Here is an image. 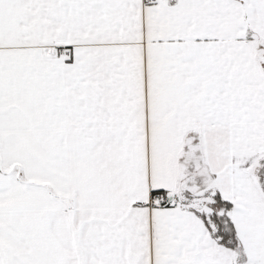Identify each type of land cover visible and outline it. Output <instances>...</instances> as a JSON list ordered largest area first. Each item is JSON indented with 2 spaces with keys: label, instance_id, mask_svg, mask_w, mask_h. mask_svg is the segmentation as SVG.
Wrapping results in <instances>:
<instances>
[{
  "label": "snow or ice",
  "instance_id": "6c2138e0",
  "mask_svg": "<svg viewBox=\"0 0 264 264\" xmlns=\"http://www.w3.org/2000/svg\"><path fill=\"white\" fill-rule=\"evenodd\" d=\"M0 264H264V0H0Z\"/></svg>",
  "mask_w": 264,
  "mask_h": 264
}]
</instances>
